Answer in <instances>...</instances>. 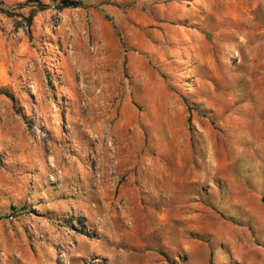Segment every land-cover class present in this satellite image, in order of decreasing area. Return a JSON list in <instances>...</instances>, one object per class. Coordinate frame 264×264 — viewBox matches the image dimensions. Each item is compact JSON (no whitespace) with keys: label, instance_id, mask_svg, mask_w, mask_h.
I'll return each instance as SVG.
<instances>
[{"label":"rangeland","instance_id":"obj_1","mask_svg":"<svg viewBox=\"0 0 264 264\" xmlns=\"http://www.w3.org/2000/svg\"><path fill=\"white\" fill-rule=\"evenodd\" d=\"M41 1L0 13V264H264V0Z\"/></svg>","mask_w":264,"mask_h":264},{"label":"trees","instance_id":"obj_2","mask_svg":"<svg viewBox=\"0 0 264 264\" xmlns=\"http://www.w3.org/2000/svg\"><path fill=\"white\" fill-rule=\"evenodd\" d=\"M17 5L19 8L29 5L30 9L28 11V15L25 16L24 14L20 12L18 13L14 12L10 7L6 6L2 0H0V13H4L8 16H13V15L22 16L26 21V25L31 24L32 18L37 12L42 11L48 7V5L42 2L41 0H25L23 2H19ZM82 5L83 4L80 0H59L58 4L56 5V8L61 10V9L68 8V7H79ZM3 93L6 96L10 97L11 99H14L12 94L8 92H3Z\"/></svg>","mask_w":264,"mask_h":264}]
</instances>
